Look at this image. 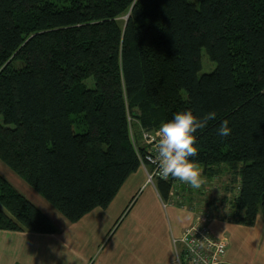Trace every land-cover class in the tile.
<instances>
[{
  "label": "trees",
  "instance_id": "16d2710c",
  "mask_svg": "<svg viewBox=\"0 0 264 264\" xmlns=\"http://www.w3.org/2000/svg\"><path fill=\"white\" fill-rule=\"evenodd\" d=\"M202 49L215 67L198 74ZM188 108L217 113L199 130L204 182L192 192L227 172L219 215L254 225L264 217V0H0V161L67 221L106 208L140 167L131 120L149 131ZM155 181L163 198L173 182L186 198V183ZM0 229L55 231L2 174Z\"/></svg>",
  "mask_w": 264,
  "mask_h": 264
},
{
  "label": "crops",
  "instance_id": "0c3cea01",
  "mask_svg": "<svg viewBox=\"0 0 264 264\" xmlns=\"http://www.w3.org/2000/svg\"><path fill=\"white\" fill-rule=\"evenodd\" d=\"M134 122L142 142V128ZM131 132L135 138L132 127ZM175 184L178 182H173L168 197L163 198L156 181L148 182L140 166L106 208L95 207L74 222L62 215L54 221L46 211L55 213L41 195L43 201L27 197L48 215L55 231L0 229V264H179L181 245L174 238L193 222L198 205H189L194 200L188 201L190 194L164 206L174 194ZM219 214L211 215L208 226L215 236L226 238V260L264 264V233L256 227L258 216L254 225L246 226Z\"/></svg>",
  "mask_w": 264,
  "mask_h": 264
},
{
  "label": "clouds",
  "instance_id": "9594fccd",
  "mask_svg": "<svg viewBox=\"0 0 264 264\" xmlns=\"http://www.w3.org/2000/svg\"><path fill=\"white\" fill-rule=\"evenodd\" d=\"M217 113L207 111L200 115L191 108L177 111L160 124L157 132L158 171L163 179L169 177L187 183L194 189L204 182L197 155L199 130L206 128L209 121L215 120ZM232 129L228 120H223L218 128V135L227 137Z\"/></svg>",
  "mask_w": 264,
  "mask_h": 264
},
{
  "label": "built area",
  "instance_id": "2783aa9c",
  "mask_svg": "<svg viewBox=\"0 0 264 264\" xmlns=\"http://www.w3.org/2000/svg\"><path fill=\"white\" fill-rule=\"evenodd\" d=\"M157 132L158 128L142 131L143 147L139 152L140 166L145 170L150 183L158 178L163 179L158 171ZM180 198L177 194H172L163 205H173ZM210 208L197 209L193 222L183 228L178 238H174V242L181 245L179 264H232L226 260V238L215 236L208 226L212 212Z\"/></svg>",
  "mask_w": 264,
  "mask_h": 264
},
{
  "label": "rangeland",
  "instance_id": "374dc122",
  "mask_svg": "<svg viewBox=\"0 0 264 264\" xmlns=\"http://www.w3.org/2000/svg\"><path fill=\"white\" fill-rule=\"evenodd\" d=\"M214 67H215V62L211 61L208 58L205 50L202 49L201 50V69H200L198 74H202L204 72H209V71L213 70ZM87 83L92 85L91 80L87 81ZM130 124L132 125V130H133V133L135 134L134 142H135L136 147L137 148L139 147L138 144H140V146L143 147V140L141 142V135L137 131V128L135 126V122L133 120H131ZM135 139L137 140L138 144H137ZM0 174H2L24 196L31 198L34 201H36V199L42 200L41 196L39 194H37V192H35V190H33L26 182H24L18 175H16L10 168H8L1 161H0ZM227 179H228V173L227 172L222 173V175H220V178L215 180L210 185L209 184L206 185V190H209V191H206L207 193H205V194L202 193V194H200V196H198V193H196L195 191H193V192L192 191H190V192L185 191L184 196H186V198H188L189 195L191 194L190 197H193L192 199H194V201H196V203L198 205H200V206H197L198 209L202 208V205H203V207H205V206L209 207V205H213L214 209L209 207L212 212L211 211H208V212H211V215L214 216L215 213H220L221 211H223L224 209H222V207H224V205H226V203L221 201L222 200L221 196L225 195L224 194L225 182L227 181ZM187 186H188V188H190V185L187 184ZM217 194H218V196H217ZM46 203H48V202H46ZM214 203H216V204H214ZM50 207L51 208H49V209H51V211H54V213H55V215H53V214L49 213L50 211H46L50 218H53V220L55 221L57 215L62 217L61 214L57 210H55L51 205H50ZM205 209L207 210V208H205ZM256 227H257V229H261L264 233V217L261 216L260 213L258 214Z\"/></svg>",
  "mask_w": 264,
  "mask_h": 264
}]
</instances>
